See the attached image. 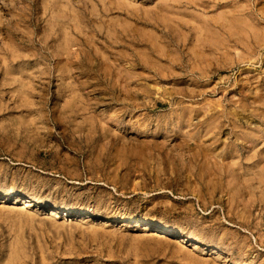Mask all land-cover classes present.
Returning <instances> with one entry per match:
<instances>
[{
	"label": "rangeland",
	"instance_id": "374dc122",
	"mask_svg": "<svg viewBox=\"0 0 264 264\" xmlns=\"http://www.w3.org/2000/svg\"><path fill=\"white\" fill-rule=\"evenodd\" d=\"M0 264H264V0H0Z\"/></svg>",
	"mask_w": 264,
	"mask_h": 264
},
{
	"label": "bare ground",
	"instance_id": "6f19581e",
	"mask_svg": "<svg viewBox=\"0 0 264 264\" xmlns=\"http://www.w3.org/2000/svg\"><path fill=\"white\" fill-rule=\"evenodd\" d=\"M27 201H28L27 198H25V200H23V202H25V203H26ZM57 212H58V211H55V210L53 211L54 214H57ZM79 218H80V217H79ZM123 220H124V219H123ZM146 228H147V227H146ZM188 239H189V238H188Z\"/></svg>",
	"mask_w": 264,
	"mask_h": 264
}]
</instances>
